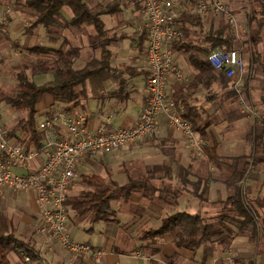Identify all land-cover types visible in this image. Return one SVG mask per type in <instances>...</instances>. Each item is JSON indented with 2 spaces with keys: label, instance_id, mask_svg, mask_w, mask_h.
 I'll return each mask as SVG.
<instances>
[{
  "label": "crops",
  "instance_id": "crops-1",
  "mask_svg": "<svg viewBox=\"0 0 264 264\" xmlns=\"http://www.w3.org/2000/svg\"><path fill=\"white\" fill-rule=\"evenodd\" d=\"M97 1L107 3L111 0ZM6 2L8 0H0V5ZM124 3L127 5L123 11L115 14L123 15V20L120 17L111 25L110 21L103 20L111 15L101 17L109 34L108 38L111 39L108 46L111 52L110 70L90 78L84 86L78 88V91L84 92V96L72 110V114L85 115L93 130L103 125L113 129L133 126L139 119L147 95L148 37L144 30L143 6L140 0H128ZM9 7L12 13L0 28V63L13 56L12 52L18 47H23L21 51H31L30 48L26 50L27 44L36 39L38 31L42 29L39 27L35 33H26L27 24L19 15H29L30 10L17 4ZM71 17L72 15L67 20ZM237 22V26H232L236 32L249 31V26L242 25L240 20ZM253 28L251 30L255 31ZM63 29L70 32L69 27ZM57 30L61 31L60 28ZM62 36L59 33L53 36L52 42L57 46L53 45L51 48L69 46L65 39L71 44L69 36L65 33ZM89 39L88 45L79 46L81 58L77 62L78 67L85 66L93 58H101L102 47L98 35H92ZM240 43L239 41L237 44ZM253 48L264 60V41L258 42ZM240 50L245 61L244 74L228 78L218 72L223 74L225 86H221L219 81L214 82L209 89L201 86L190 101L202 114L201 126L206 132L207 147L215 148L219 157L217 162H209L205 155L195 154L181 131L171 128L167 120L161 118L158 131L146 143L122 148L128 152L125 154L126 159L121 160L122 163H127L130 159L140 160L138 165L144 167L143 175L148 176L145 185L151 186V194L134 193L128 201H123L125 205L132 204L139 211L125 212L119 206V224L92 223L90 215L77 216L69 207L67 224L70 237L101 249L104 254L98 264H167L168 257L175 252L178 253L176 264H221V258L228 251L244 253L246 256L255 253L257 264H264V72L259 63L253 62V51L250 50L248 58H244L243 49ZM172 58L186 80L178 81L172 75L166 85L167 99H173L176 92L185 89L198 73L185 51L172 50ZM118 70L123 72L121 80L125 82L121 92L123 95L120 96L117 95L118 80L114 76V71ZM54 106L52 96L43 97L37 105L41 119L38 122L43 121ZM5 125L2 124L3 127ZM12 141L18 139L12 138ZM41 159L36 160L33 166L37 167ZM90 160L88 154L81 161L84 163ZM141 166L139 167L142 168ZM81 169L78 167V171ZM15 172L24 173L26 169L17 167ZM80 176L77 177L79 180ZM177 179L182 184H185L183 180L186 179L189 185H164L163 190L155 186L157 183ZM236 187L241 189L245 204L255 214L259 239L257 244L250 242L254 234L252 229L237 233L238 230L233 228L234 239L230 245L225 247L219 243L208 244L196 253L186 249L176 251L170 234L157 240L151 237L150 232L160 227L161 219L174 210L186 211L192 215L200 214L210 222L229 214L230 220L236 221L239 218L230 210L227 202ZM175 188L178 191L173 193L171 189ZM82 190L83 188L77 189L70 185L68 198H76ZM0 206L12 219L17 235L31 240L46 264H97L92 256L73 255L65 251L56 239L40 232L42 211L35 193L13 192L0 186ZM147 237L150 246L146 244ZM140 239L143 241L140 242ZM156 247L159 251L153 253ZM9 260L10 264H23L16 253H11Z\"/></svg>",
  "mask_w": 264,
  "mask_h": 264
},
{
  "label": "trees",
  "instance_id": "trees-1",
  "mask_svg": "<svg viewBox=\"0 0 264 264\" xmlns=\"http://www.w3.org/2000/svg\"><path fill=\"white\" fill-rule=\"evenodd\" d=\"M14 4L28 8L31 12L29 15L34 17L31 24L26 27L28 34L33 33L39 27L49 31L53 26L62 29L68 27L81 29L84 25L93 26L102 47L101 58H93L83 67L77 66V62L81 58V48L69 44L67 39L64 40L69 45L67 47L30 49L31 51L35 50L36 56L49 54L53 57L39 58L37 63L24 65L22 70L14 73L16 90L13 95L0 91V104L4 103L13 109L25 112L24 116L17 119V123L10 130L9 137L25 141L23 144L27 150H30L39 148L44 140L37 124L39 114L37 105L43 97L52 96L55 106L63 107L67 113H72L79 99L84 96V92L78 91V88L84 86L90 78L98 76L105 70H110L111 52L108 46L111 39L106 36L107 31L101 17L119 14L127 4L109 1L98 5L96 10H92L86 0H15ZM261 5V11H253L251 16L249 15V23L256 24L255 32L250 37L251 40L246 42L249 43L250 50L253 51V62L259 63L264 72L262 55L254 51L253 48L258 42L264 40V2H261ZM65 8H68L72 13L69 21L66 18L63 21L62 10ZM259 12L262 17L260 20L257 14ZM211 17L204 18L192 13H184L177 24L182 31V36L171 47L172 50L185 51L189 62L198 71L185 89L174 94L173 101L177 109L181 110L185 118L192 124L194 130L204 139L206 132L201 126L202 114L197 107L190 104V101L201 86L209 89L214 82L218 81L221 86H225L223 74L218 73L210 65L207 57L211 50L217 47L229 51L234 49L239 42L236 30L225 21L224 16H220L218 22H215L216 18L211 20ZM3 26L2 23L0 28L2 29ZM122 74V71H114V76L118 80L117 95L119 96L123 95L121 92L125 85V82L121 80ZM39 77H47V79L45 82H38ZM234 93L236 92L234 91ZM203 155L209 162L219 160L215 148L204 147ZM79 178L86 189H83L76 198H67V206L77 216L90 215L92 223L119 224L120 218L117 211L113 210L111 203L119 199L128 201L134 193L140 191L148 195L150 190L148 185H145L148 177L145 180L129 179L126 184H120L113 179L107 181L97 174H83ZM185 180L183 181L187 183ZM227 202L230 210L239 218L236 221L230 220L229 214L210 222L200 214L192 215L186 211L174 210L167 217L161 219L160 227L150 232L151 237L160 239L164 235L170 234L173 237L176 251L186 249L196 253L208 244L219 243L225 247L230 245L234 239L233 228L238 230L237 233L252 229L254 234L250 238V242L257 244L259 239L256 232L255 214L245 204L241 189L236 187ZM158 251L159 248L156 247L153 253ZM11 253L18 254L22 261L24 256H28L32 264L45 262L44 257L31 243V240L20 238L17 235L12 219L0 206V264H10L9 255ZM256 256L255 253H250L246 257L235 260L236 263L241 264H257ZM177 257L178 253L175 252L174 255L168 257L167 264H176Z\"/></svg>",
  "mask_w": 264,
  "mask_h": 264
},
{
  "label": "built area",
  "instance_id": "built-area-1",
  "mask_svg": "<svg viewBox=\"0 0 264 264\" xmlns=\"http://www.w3.org/2000/svg\"><path fill=\"white\" fill-rule=\"evenodd\" d=\"M124 3L128 0H111ZM144 11V30L147 33L146 58L148 64L147 95L138 121L128 128L93 130L83 114L67 113L54 108L38 130L44 140L39 148L27 150L19 141H12L9 130L2 126L0 115V186L13 192H33L42 211L40 232L56 239L61 247L73 255H90L100 263L104 252L91 244L75 241L68 230L67 198L70 185L78 177L83 157L92 153L112 154L124 147L146 143L158 131L161 118L183 134L187 144L197 155L203 154L207 141L197 133L173 99L166 97V85L174 75L185 81L184 74L172 58V44L182 36L178 22L184 13L200 17L224 16L237 26L231 6L224 0H140ZM12 11L8 7L0 14L2 23ZM210 65L228 78L243 75L245 61L240 49L229 51L217 47L207 57ZM42 158V159H41ZM40 160L37 167L33 166ZM26 169L16 173L15 168ZM23 264H32L24 256ZM42 264H46L43 262Z\"/></svg>",
  "mask_w": 264,
  "mask_h": 264
},
{
  "label": "rangeland",
  "instance_id": "rangeland-1",
  "mask_svg": "<svg viewBox=\"0 0 264 264\" xmlns=\"http://www.w3.org/2000/svg\"><path fill=\"white\" fill-rule=\"evenodd\" d=\"M14 1L15 0H8V2L0 5V10H2L1 12L3 13V11H6V9L10 5L11 6L14 5ZM224 1H226L232 7V10L235 13V16L237 18V21L240 20L242 25L249 26V31L239 30L237 32L238 37L241 38L239 40L241 43L240 45L237 44L235 46V48L239 47V49H243L244 58L246 57L248 58V56L250 55V46H249V43L247 44L246 41L251 40L250 38L251 34H254L253 32H255L254 30H251V28L252 27L255 28V24H256V23L255 24L249 23V15L251 16L253 11H261L262 10L261 2H264V0H259V1L258 0H224ZM87 2L89 3L92 10H96L98 5L100 4H105V2L97 3L98 2L97 0H87ZM257 14H258L259 20L262 19L260 12ZM71 15L72 13L68 8H65L62 10L63 21L65 18L68 19ZM120 17H122V20H123L124 18L123 15H120V16L111 15V17L106 16L103 18V20L110 21L111 25H113L114 21L119 19ZM125 17L127 18V15ZM19 18H21L22 21L26 22L27 26H29L34 19V17H31L30 15L23 14V13L19 15ZM214 18H216L215 22H218L220 16H213L210 19L212 20ZM7 19L8 17H6V20ZM1 24H2V20H0V25ZM41 28L42 29L38 31V37L34 40L32 39L33 41L27 44L28 47L26 50H28L29 48L34 49L38 47L46 48L49 46L52 47L53 45L55 46L56 44H53L54 42H52V39L54 38L53 36H57L58 33L59 35H61V37H63L62 36L63 33H65L66 36H69L71 40V44L75 47H78L83 44L88 45L89 40H90L89 37H91L92 35H96V31L93 26L84 25L81 29L70 28V32L65 31L66 29H62V28H60L61 31L58 32L57 26H53L51 29H49V31L43 27ZM35 30H34V33H35ZM108 35L109 34L107 33L106 36L109 37ZM21 49H23V47H18V49H14V51L12 52L13 56L10 54L11 57L7 56L8 58L7 59L5 58V60H3L2 63H0V91H3L4 93L12 94V95L14 94L16 90L14 73L22 70L24 65L35 64L38 62L39 58L48 59V58L53 57L52 55H49V54H40L36 56V52H34L35 50L34 51L33 50L32 51H21ZM46 79L47 77H39L37 80L38 82H43V81L45 82ZM54 108L63 109V107H57V106H54L52 109ZM0 115H1V123L6 124L5 128H7L10 132V130L17 123V119L20 116H24L25 112L19 111L17 109H13L11 106L1 103L0 104ZM38 120H41L40 116H38ZM19 141L22 142L21 140ZM118 151L112 154H107V155H103L99 153H94L92 155H89V158L91 159L90 161H87L84 163L81 161L79 167L82 169L78 171V176H80L82 173L87 174V175L97 174L103 177L107 181L110 179H113V180H116L120 184H125L129 178L134 179V180H145L148 177L147 174L143 175L145 174L143 170L144 167H142L141 165H138L140 160L130 159L127 163H122L121 160L126 159L127 155L125 154H127L128 152H126L123 149L120 152ZM139 166H141L142 168H140ZM72 185L77 187V189H82V188L86 189V186L78 178L76 179V181H74ZM164 185H189V184L188 183L182 184L181 180L177 179L173 182L157 183L155 186L156 187L158 186L160 189L163 190ZM149 186L150 185H148V189H150ZM171 191L174 193L178 191V188H175L173 190L171 189ZM139 193H141V191ZM148 194H151L150 190L148 191ZM124 203L125 202H123V199H119L118 201L112 202L111 205H112L113 210H116V211H118L120 207H123V209L126 210L125 212H128V211L132 212L133 210L139 211L138 208H134L132 204L125 205ZM148 240L149 238L147 237L146 244L150 246V243L148 242ZM142 241L143 239L142 240L140 239V242ZM243 257H246V254L228 252L224 255L223 258H221L222 261L220 263L221 264H241V263H236L235 259L243 258ZM186 264H191V263H186Z\"/></svg>",
  "mask_w": 264,
  "mask_h": 264
}]
</instances>
